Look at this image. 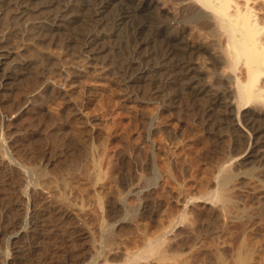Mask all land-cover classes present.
I'll list each match as a JSON object with an SVG mask.
<instances>
[{
  "label": "rangeland",
  "instance_id": "374dc122",
  "mask_svg": "<svg viewBox=\"0 0 264 264\" xmlns=\"http://www.w3.org/2000/svg\"><path fill=\"white\" fill-rule=\"evenodd\" d=\"M11 9L3 6L0 22L7 45L20 40ZM28 38L15 60L0 67V261L88 264L102 255L126 264L122 253L145 246L171 220L190 213L170 236L178 264H220L225 257L236 264L240 252L246 263L239 264H264V162L251 167L236 160L230 168L235 179L222 190L225 201L202 200L218 188L222 166L246 146L241 128H225L215 115L203 113L207 97L194 96L186 81L163 87L158 81L148 85L151 90L139 80L127 87L121 79L131 72L130 59L143 51L138 42L129 44L134 50L121 65L103 53L94 68L78 40L50 44ZM204 55L199 60L207 62ZM23 60L30 66L21 65ZM210 73L209 87L224 88L217 71ZM153 86L159 91L153 93ZM12 166L17 178L10 177ZM33 166L72 184L58 183L62 188L48 194L34 187ZM23 227L29 234L12 238Z\"/></svg>",
  "mask_w": 264,
  "mask_h": 264
},
{
  "label": "bare ground",
  "instance_id": "6f19581e",
  "mask_svg": "<svg viewBox=\"0 0 264 264\" xmlns=\"http://www.w3.org/2000/svg\"><path fill=\"white\" fill-rule=\"evenodd\" d=\"M8 4L12 5L11 11L13 12L10 19L19 28L18 34L20 35V40L17 44L7 45L4 42V37L0 35L1 68L4 64L8 63V59H11V62L15 60L13 56L18 54L22 47L26 48L28 44L27 39L32 36L37 41H47L50 44H58L60 41L69 44L74 40H78V45L88 60L94 63L90 64L92 67L97 65L95 62L102 58L103 53L109 54L110 61L124 62L127 59V55L134 50L129 44L138 42L139 47L143 51L136 52V55L130 59L129 69L131 72L126 78L121 79L126 83L127 87H135L136 82L139 80L145 81L144 85L147 84V86L161 81L162 87L165 84H173V82L174 84L181 85L186 81L184 83L185 87L194 91V96L200 94L207 97L206 102L204 101L205 99L203 100L206 103H204V108H200V110L203 109V113L215 115L216 124L218 122L222 123L225 125V128L227 126H237V130L239 128L243 130L244 135H241L247 139L246 146L244 149L242 148L243 151L238 156L229 159L220 171L218 170L220 172L217 175L218 179H216L218 180V188L213 193L210 192L212 195L203 199V196L201 197L205 203H214L217 200L221 201L225 197L222 190H226L225 186L227 187L229 181L231 182V179L235 177L230 172V168L233 167V163L236 160L240 159V163L250 166H262L264 162V154L261 153V148L264 145V0H0V22L4 19L3 15L5 14V11H2L3 6ZM157 44L161 47L160 54L154 52L156 51L155 46ZM130 48L132 49L130 50ZM202 54L207 55V62L199 60ZM119 64L121 65L122 63ZM21 65L28 66V60H23ZM104 65L106 66L107 64ZM104 65L97 66V69L103 70L105 68ZM212 71H217L219 78L221 81L223 80L224 88L218 89L215 87V90L212 89L213 87H209V82H211L210 72ZM4 81V79L1 81L3 86L6 83ZM152 88L155 87L153 86ZM155 90L159 91V88L156 87L153 90L154 92H151L155 93ZM32 169L34 187L47 190L48 194L54 188L57 191L62 188L58 183L62 185L64 182L63 186L65 187L72 184V182H66V179L63 180L64 178H59L62 180L60 182L59 179L55 181V177L52 180V178L50 179L46 175L45 170L39 169L36 166H33ZM9 172L10 174L12 173L10 177L17 178L15 177L17 174L15 175L14 168ZM82 172L84 171L82 170ZM6 176H8L7 173L4 174L3 178ZM5 181L7 182V180ZM188 204H191V200L188 201ZM187 205H185L186 208H188ZM147 208L148 204L144 206L145 211ZM219 209L221 210V207ZM218 212L223 213V211ZM186 214L189 215L190 213ZM246 215L249 214L246 213ZM184 216L182 214L176 221L171 220L172 222L170 221L169 226L165 230L163 229L164 231L161 230L160 234L153 235L151 239L147 238L148 240L145 241L148 242L145 246L142 245V247L131 253H122L123 257L126 255L125 263L144 264L146 262V264H166L170 260H175V263L178 264L176 255H173L176 251L171 253V246L173 245H171V242L173 240H170V236L175 234V229L181 226V222H184ZM9 221L13 223L15 220L9 219ZM27 225L29 226V223ZM15 226L17 224L13 223L12 227ZM29 227H23L22 230L16 231L12 238L24 237L28 233L25 231L29 230ZM243 240L245 239L243 238ZM178 245L180 247L181 244ZM243 246L242 244L241 248ZM7 253L3 256L8 257ZM240 254L243 255L241 252ZM219 255L221 254L219 253ZM242 255H239L240 258L238 257L237 263L239 259L241 261L242 259L244 260ZM113 256L116 257L117 255ZM225 258L223 260L226 261ZM223 260H218V262L221 264ZM5 262H3L2 258L0 264H4ZM227 262L225 264H228ZM183 263L181 262V264ZM190 263L191 260H189L188 264ZM88 264L121 263L113 262L111 256L102 257V255H98Z\"/></svg>",
  "mask_w": 264,
  "mask_h": 264
}]
</instances>
